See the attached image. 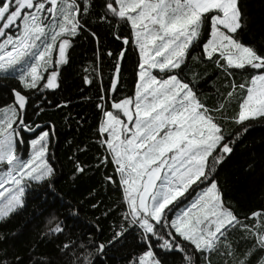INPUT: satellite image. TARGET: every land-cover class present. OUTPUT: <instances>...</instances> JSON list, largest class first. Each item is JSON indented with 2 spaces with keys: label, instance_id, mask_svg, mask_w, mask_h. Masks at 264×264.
I'll use <instances>...</instances> for the list:
<instances>
[{
  "label": "snow or ice",
  "instance_id": "6c2138e0",
  "mask_svg": "<svg viewBox=\"0 0 264 264\" xmlns=\"http://www.w3.org/2000/svg\"><path fill=\"white\" fill-rule=\"evenodd\" d=\"M95 7L96 0H0V72H18L25 89H56L58 71L49 72V67L67 63L68 37L83 29L80 18ZM99 7L100 21L130 25L139 55L134 96L113 102V110L97 105L104 116L99 133L106 137L102 143L110 156L100 164L114 165L123 185L124 218L141 230L146 246L133 264H163L156 249L180 253L184 264H196L193 255L221 254V248L230 264H264V210L241 220L226 205L212 175L232 151L213 115L225 105L209 109L181 77L190 50L197 47L225 71L254 70L235 122L264 117V53L238 39L243 28L239 0H99ZM124 55L122 50L117 57L107 91L117 90ZM154 70L165 76L158 78ZM13 95V104L0 108V165L5 166L0 169V220L24 206L26 180L42 182L54 172L49 131L41 130L29 141L27 159L17 154L23 133H35L39 126L25 118L28 96L16 89ZM77 170L84 168L78 165ZM106 180L116 183L112 176ZM203 184L210 186L177 213L189 189ZM234 229L253 240L240 255L228 240ZM77 259L89 264L87 256Z\"/></svg>",
  "mask_w": 264,
  "mask_h": 264
},
{
  "label": "trees",
  "instance_id": "16d2710c",
  "mask_svg": "<svg viewBox=\"0 0 264 264\" xmlns=\"http://www.w3.org/2000/svg\"><path fill=\"white\" fill-rule=\"evenodd\" d=\"M239 3L243 28L238 39L264 53V0H239ZM97 13H103L99 0L91 15L80 18L83 29L68 37L71 44L67 63L49 67V72L58 71L56 89H25L18 72H0V108L13 104V89L28 96L25 118L33 127H39L35 133H23V148L26 151L29 141L41 130L49 131L48 158L54 169L48 179L27 183L24 206L0 220V260L4 264H80L77 258L84 256L89 264H133L146 250L141 230L124 218L123 185L114 165L100 164L102 158L110 160V156L102 143L106 137L99 133L104 116L97 107L103 104L105 110H113L110 107L113 102L134 96L138 49L130 25L102 22ZM124 38L129 39V44L123 43ZM122 50L125 55L120 61V82L115 92L107 91ZM56 59L54 51L52 60ZM186 65L181 77L190 83L199 99L213 110L220 103L225 105L213 115L222 124L232 151L224 154L212 175L226 205L244 220L251 213L264 210V117L243 124L235 122L239 105L256 73L225 71L205 59L200 47L190 50ZM154 74L159 78L165 76L157 71ZM241 84L245 88H240ZM230 91L231 98L227 96ZM78 165L84 168L83 172L77 170ZM108 176L114 177L116 183L106 180ZM206 186L194 185L192 189ZM57 227L62 230L54 231ZM243 236L242 230L234 229L228 237L238 249L237 255L253 243ZM66 244L70 245L68 249L64 248ZM224 251L221 248V254L210 256L196 254L193 261L230 264ZM156 253L163 264H184L180 253L160 249Z\"/></svg>",
  "mask_w": 264,
  "mask_h": 264
},
{
  "label": "rangeland",
  "instance_id": "374dc122",
  "mask_svg": "<svg viewBox=\"0 0 264 264\" xmlns=\"http://www.w3.org/2000/svg\"><path fill=\"white\" fill-rule=\"evenodd\" d=\"M58 58V55H57ZM156 70L153 71V74ZM159 78V77H158ZM123 118V117H121ZM36 138V137H35ZM28 149L25 151L23 148V145H20L17 148V154L20 155L23 159H27L30 155V147H29V143H28ZM5 166L4 165H0V169H3ZM38 183L35 181H30V180H26L25 183ZM194 186V185H193ZM210 185L206 186V187H197L195 190H193L192 188L189 189V192L186 193L185 197L181 198V200L183 201V203L179 204V206L177 207L176 212L178 213L179 210L183 207H185L187 204H189L191 202L192 199H194L198 194L202 193L203 191H206L207 187H209ZM27 188V187H26ZM0 206H2V204H0ZM176 213L173 214V218L175 216Z\"/></svg>",
  "mask_w": 264,
  "mask_h": 264
},
{
  "label": "water",
  "instance_id": "95a60500",
  "mask_svg": "<svg viewBox=\"0 0 264 264\" xmlns=\"http://www.w3.org/2000/svg\"><path fill=\"white\" fill-rule=\"evenodd\" d=\"M38 128H36V130H37Z\"/></svg>",
  "mask_w": 264,
  "mask_h": 264
}]
</instances>
